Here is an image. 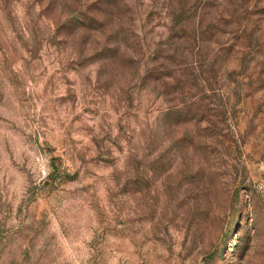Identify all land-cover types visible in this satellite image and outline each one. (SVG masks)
<instances>
[{
  "label": "rangeland",
  "instance_id": "obj_1",
  "mask_svg": "<svg viewBox=\"0 0 264 264\" xmlns=\"http://www.w3.org/2000/svg\"><path fill=\"white\" fill-rule=\"evenodd\" d=\"M0 264H264V0H0Z\"/></svg>",
  "mask_w": 264,
  "mask_h": 264
}]
</instances>
